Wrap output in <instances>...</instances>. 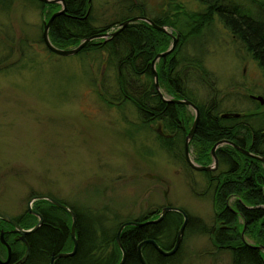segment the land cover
Returning <instances> with one entry per match:
<instances>
[{
  "label": "rangeland",
  "instance_id": "1",
  "mask_svg": "<svg viewBox=\"0 0 264 264\" xmlns=\"http://www.w3.org/2000/svg\"><path fill=\"white\" fill-rule=\"evenodd\" d=\"M133 1L92 0L94 25L116 21L123 14L120 7ZM143 1L155 15L169 0ZM173 1L186 10L199 9L194 0ZM45 16L29 0L0 5V41L15 40L0 54L14 52L0 70V213L16 218L28 210L30 198L46 195L92 217L103 216L106 226L171 206L210 230L212 192L203 175L166 153L156 127L152 132L141 127L130 104L101 103L102 79L111 85L107 76L114 77L100 66L102 57L47 53L39 40ZM215 29L204 60L211 75L189 87L198 101L215 100L223 110L243 114L260 104L251 96L264 100V77L239 40L220 24ZM21 39L29 47L22 59ZM186 111L194 115L191 108ZM181 252L182 264L232 263L227 251L215 250L208 234L197 229L185 234Z\"/></svg>",
  "mask_w": 264,
  "mask_h": 264
},
{
  "label": "trees",
  "instance_id": "2",
  "mask_svg": "<svg viewBox=\"0 0 264 264\" xmlns=\"http://www.w3.org/2000/svg\"><path fill=\"white\" fill-rule=\"evenodd\" d=\"M29 1L38 6L47 20L61 9L60 4ZM63 1L65 13L54 18L48 31L50 42L59 49L75 48L85 38L107 33L135 16L148 17L155 25L166 26L169 33L178 35L174 50L157 60L155 70L161 91L164 90L172 100H189L199 109L196 131L189 143V150L192 148V158L197 165L208 166L213 163L210 151L219 141L232 142L264 159V105L255 104V108L243 114L227 112L215 100L207 104L198 101L194 89L189 87L195 81L203 84L205 77L211 75L204 66L208 56L206 44L207 38L212 39L215 34L218 24L240 41L264 77V0H194L199 9L193 11L169 0L167 9L162 8L155 15L148 11L146 2L134 0L120 7L123 14L120 12L116 21L100 27L94 25L92 0ZM11 2L0 0V5L7 7ZM39 40L44 44L42 35ZM14 41L12 38L0 41V54H5L8 51L7 43L14 44ZM19 42L22 59L29 47H24L27 41L21 39ZM170 45V34L143 21H136L107 40L89 42L76 55L94 56L95 59L102 57L100 66L114 77L107 76L111 85L102 79V91L98 93L101 103L130 104L140 118L141 127L150 128L154 125L156 138L166 153L173 154L177 163L193 172L184 158V140L194 115L187 113L188 107L184 105L167 103L161 99L155 89L151 68L156 55L165 52ZM45 50L50 56L55 55L46 47ZM11 54L14 52L0 58L1 71L5 70L1 65L7 62ZM223 114L239 116L224 118ZM215 154L217 168L210 172H198L204 177L206 189L212 192L214 226L207 230L201 222L188 216L183 237L187 232H196L197 229L201 234H208L215 250L230 254L231 264H264V254L256 248L264 247V164L230 145L219 146ZM69 208L76 217L77 250L72 257L57 259L54 264H117L121 259V251L115 237L123 222L116 220L112 226H106L101 215L92 217L74 207ZM32 209L42 216L43 224L25 237L27 247L15 240V235L4 236L12 249L11 262L17 264L26 251L27 258L22 264H49L52 255L71 252L70 216L46 200L33 202ZM160 210L149 212L134 221L155 219ZM182 219L181 214L168 212L157 224L125 227L120 236L126 254L124 264H140L137 246L147 239L154 240L164 250L171 249ZM13 220L23 229H30L38 218L26 210ZM9 229L11 226L0 220V233ZM181 250L182 243L171 257L161 256L151 245L143 246L141 252L147 264H182L178 258L183 254ZM0 251V256H6L1 243Z\"/></svg>",
  "mask_w": 264,
  "mask_h": 264
},
{
  "label": "water",
  "instance_id": "3",
  "mask_svg": "<svg viewBox=\"0 0 264 264\" xmlns=\"http://www.w3.org/2000/svg\"><path fill=\"white\" fill-rule=\"evenodd\" d=\"M38 1L46 3V4H58V3L61 4V9L59 11L55 12L54 14H52L47 21L43 22V29H42V40H43V43H44L45 47L51 53H53V54H55L57 56H60V57L74 56V55L78 54L85 47V45L88 44L89 42L94 41V40H98V39L107 40L108 38L113 37L117 33H119L120 31H122L127 25H129L131 23H134L136 21H144L147 24L151 25L153 28H155V29H157V30H159L161 32L170 34L171 37H172V43H171L170 47L165 52H162V53H159V54L156 55V57L154 58V60L151 63V68H152V71H153V74H154L155 89L157 90V92L160 95L161 99L163 101L167 102V103L184 105V106H186L188 108H191L194 111V120H193L192 125L190 127V130L186 134L185 140H184V158H185V161H186L187 165L192 170L197 171V172L214 171L217 168V158H216L215 152H216V149L219 146H222V145H230L233 148H235L237 151L243 153L244 155H246L248 157H251V158H253L255 160H258V161H260L261 163L264 164V159L262 157H260L258 155H255V154H252L249 151L245 150L244 148H240L237 145L233 144L232 142H228V141H219L216 144H214V146L212 147V149L210 151V154H211V156L213 158V163L211 165L199 166L191 159L190 152H189V143H190V141H191V139H192V137H193V135H194V133L196 131L197 123H198V120H199V109L197 108L196 105H194L189 100H185V99H179V100L165 99L163 97V94L160 92V87H159V83H158L157 73H156V70H155V63L157 62V60H159L162 57H166L167 55H169L174 50V48H175V46H176V44L178 42V39H179L177 34L173 35V34L169 33L168 32V28L166 26H157V25L154 24L153 21H151L147 17L135 16V17H132V18H130L128 20H125V21L121 22L119 24L118 28L114 32L104 33V34H95V35H92L90 37H87L77 47L72 48V49H59V48L55 47L50 42L49 37H48V31H49L50 25H51L52 21L54 20V18L65 13V10H66L65 3H64L63 0H38ZM251 99L258 101L261 105H263V103H264L263 98L259 97V96H251ZM230 116L238 117L239 114H223L222 115V117H224V118H227V117H230ZM263 199H264V194H263ZM38 200H46V201L50 202L52 205L62 209L64 212H66L71 218L70 235H71V239L73 241L72 251L71 252H67V253L66 252H61V253L52 255L50 260H49V264H54L57 259L72 257L76 253L77 246H78L77 238H76V230H75L76 217H75L74 212L68 206L58 202L54 198H52L50 196H46V195H40V196H34V197H32V198H30L28 200V203H27L28 212L38 218L37 223L30 229H23L11 217H9V216H7L5 214H2V213H0V220H2L3 222L9 224L13 228L12 232L19 236V240L20 241H24L25 240V236H27V235H29L31 233H34L43 224L42 216L39 215L38 213H36L32 209L33 202L38 201ZM168 212H177V213L181 214L182 218H183L182 219V223H181V225H180V227H179V229L177 231V235H176L174 244L171 247V249L164 250L154 240L147 239V240H144V241H142V242H140L138 244V246H137V256H138V261H139L140 264H147L145 259H144V257H143V255H142V252H141L142 247L145 246V245H151L157 251V253L160 254L163 257H171L174 254H176V252L179 250V248L181 246L183 234H184L185 228H186V226L188 224V215L185 213L184 210H182L180 208H174V207H171V206H166V207H163L161 209V211L158 214L156 219H149V220H146L144 222L126 221V222H123L122 224H120V226H119V228H118V230L116 232V237H115L116 238V243H117V245H118V247H119V249L121 251V259H120V261L117 264H124L125 257H126L125 251H124V249H123V247L121 245V242H120V236H121V233H122L123 229L125 227H128V226L143 227V226L150 225V224H157L165 217V215ZM241 236L243 238V232H241ZM0 240H1V244L7 249V257H6L5 260L0 259V264H9L10 258H11V250H10L9 245L3 239V232L0 233ZM257 248L259 250H261V251H264V247H257ZM27 253L28 252L26 251V253L23 256V258L19 261V264H22L23 261H25V259L27 258Z\"/></svg>",
  "mask_w": 264,
  "mask_h": 264
},
{
  "label": "flooded vegetation",
  "instance_id": "4",
  "mask_svg": "<svg viewBox=\"0 0 264 264\" xmlns=\"http://www.w3.org/2000/svg\"><path fill=\"white\" fill-rule=\"evenodd\" d=\"M12 227H11V229H9V230H7V231H1V232H3V239H4V236L6 235V234H10V235H15L13 238L15 239V240H17V241H19V242H21L22 244H24L25 245V247H27V244H26V242H25V240L24 241H20L19 240V236L17 235V234H15V233H13L12 232ZM26 237V236H25ZM4 241H5V239H4ZM6 242V241H5ZM0 243H1V240H0ZM7 243V242H6ZM8 244V243H7ZM2 245V244H1ZM9 245V244H8ZM3 246V245H2ZM9 247H10V250H11V258H10V262H9V264H16V262L15 263H12L11 262V259H12V249H11V246L9 245ZM5 248V247H4ZM5 252H6V256L3 258V256H0V259H2V260H5L6 259V257H7V249L5 248ZM26 253V252H25ZM25 255V254H24ZM20 261V260H19ZM19 261L17 262V264H19Z\"/></svg>",
  "mask_w": 264,
  "mask_h": 264
},
{
  "label": "bare ground",
  "instance_id": "5",
  "mask_svg": "<svg viewBox=\"0 0 264 264\" xmlns=\"http://www.w3.org/2000/svg\"><path fill=\"white\" fill-rule=\"evenodd\" d=\"M142 17H145V16H142ZM148 18V17H147ZM150 19V18H149ZM151 20V19H150ZM152 21V20H151ZM144 22V21H143ZM146 23V22H145ZM179 40V39H178ZM171 43H172V37H171ZM257 247H260V246H257ZM256 247V248H257Z\"/></svg>",
  "mask_w": 264,
  "mask_h": 264
}]
</instances>
